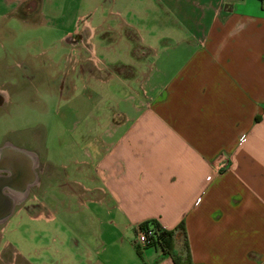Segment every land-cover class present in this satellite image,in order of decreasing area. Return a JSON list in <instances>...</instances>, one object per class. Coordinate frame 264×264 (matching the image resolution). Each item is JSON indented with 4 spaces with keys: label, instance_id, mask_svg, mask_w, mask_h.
I'll list each match as a JSON object with an SVG mask.
<instances>
[{
    "label": "crops",
    "instance_id": "0c3cea01",
    "mask_svg": "<svg viewBox=\"0 0 264 264\" xmlns=\"http://www.w3.org/2000/svg\"><path fill=\"white\" fill-rule=\"evenodd\" d=\"M78 7L59 37L67 159L35 136L0 147L33 156L36 177L0 226V264H264V0ZM146 222L172 255L136 245Z\"/></svg>",
    "mask_w": 264,
    "mask_h": 264
},
{
    "label": "rangeland",
    "instance_id": "374dc122",
    "mask_svg": "<svg viewBox=\"0 0 264 264\" xmlns=\"http://www.w3.org/2000/svg\"><path fill=\"white\" fill-rule=\"evenodd\" d=\"M42 1L41 14L34 11L33 2L24 1L28 17L22 18L14 0H0V94L4 97L0 106V146L35 136L40 156L51 155L64 162L69 107L64 102L67 94L63 85L68 80L69 52L59 37L78 24L75 17L79 0ZM64 9L65 19L56 21L52 15ZM98 40L96 37L94 42ZM97 56L107 61L103 54ZM11 228H15V220L8 226ZM6 239L14 243L12 237Z\"/></svg>",
    "mask_w": 264,
    "mask_h": 264
},
{
    "label": "water",
    "instance_id": "95a60500",
    "mask_svg": "<svg viewBox=\"0 0 264 264\" xmlns=\"http://www.w3.org/2000/svg\"><path fill=\"white\" fill-rule=\"evenodd\" d=\"M71 43L76 41L72 39ZM67 43V42H66ZM0 172V224L13 213L16 205L23 202L30 186L35 182V159L23 150L6 147L1 149Z\"/></svg>",
    "mask_w": 264,
    "mask_h": 264
},
{
    "label": "trees",
    "instance_id": "16d2710c",
    "mask_svg": "<svg viewBox=\"0 0 264 264\" xmlns=\"http://www.w3.org/2000/svg\"><path fill=\"white\" fill-rule=\"evenodd\" d=\"M41 1L42 0H27V3L28 2H33L34 5H35L34 11L35 12H39V9H40V6H41ZM18 14L22 18H27L28 17L24 13V7H23V5L19 7ZM144 226H146V227H155L159 231L160 235L157 237V240H156L155 244L165 254L172 255L171 232L164 231L155 222H151V223H147L146 222V223H144ZM179 227L182 228V225H180ZM173 261H174L175 264H191L188 253H187L186 257L184 258V260H182V262H180L177 258H173Z\"/></svg>",
    "mask_w": 264,
    "mask_h": 264
},
{
    "label": "built area",
    "instance_id": "2783aa9c",
    "mask_svg": "<svg viewBox=\"0 0 264 264\" xmlns=\"http://www.w3.org/2000/svg\"><path fill=\"white\" fill-rule=\"evenodd\" d=\"M159 235L160 233L155 227H146L143 223L140 224L135 230V243L140 247H158L155 242Z\"/></svg>",
    "mask_w": 264,
    "mask_h": 264
},
{
    "label": "flooded vegetation",
    "instance_id": "af4514ba",
    "mask_svg": "<svg viewBox=\"0 0 264 264\" xmlns=\"http://www.w3.org/2000/svg\"><path fill=\"white\" fill-rule=\"evenodd\" d=\"M3 103H4V97L0 94V106H2L3 105ZM6 144V142H4L2 145H5ZM1 145V146H2ZM0 146V147H1ZM6 147V146H5ZM1 160V159H0ZM38 162H39V160H38ZM35 170V173H36V175H37V177H38V175H39V171H40V168H39V165L38 166H36V168L34 169ZM6 172L5 171H2V172H0V175H4ZM0 226H1V224H0Z\"/></svg>",
    "mask_w": 264,
    "mask_h": 264
}]
</instances>
